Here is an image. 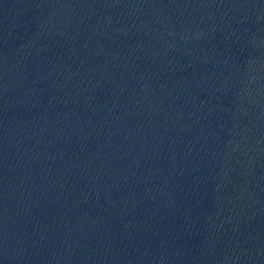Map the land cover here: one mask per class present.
<instances>
[{
  "label": "water",
  "instance_id": "95a60500",
  "mask_svg": "<svg viewBox=\"0 0 264 264\" xmlns=\"http://www.w3.org/2000/svg\"><path fill=\"white\" fill-rule=\"evenodd\" d=\"M0 264H264V0H0Z\"/></svg>",
  "mask_w": 264,
  "mask_h": 264
}]
</instances>
